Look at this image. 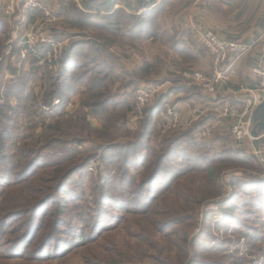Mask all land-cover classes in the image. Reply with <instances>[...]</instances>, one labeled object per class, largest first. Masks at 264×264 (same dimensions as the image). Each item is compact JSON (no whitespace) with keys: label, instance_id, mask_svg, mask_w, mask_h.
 <instances>
[{"label":"rangeland","instance_id":"374dc122","mask_svg":"<svg viewBox=\"0 0 264 264\" xmlns=\"http://www.w3.org/2000/svg\"><path fill=\"white\" fill-rule=\"evenodd\" d=\"M84 1L86 0H49L45 8L55 21L43 30L45 36L51 37L60 45V53H63L71 42L75 44L76 50L73 57L80 66L83 60L100 55L88 46L82 48L86 40L97 39L98 42H104L103 40L108 36V32L98 30L96 27L102 28V25L106 27L108 23L115 21H131L129 15L120 10H112L111 14L115 17L111 21L106 20L104 13L106 14L107 11L95 13L88 10L83 4ZM27 2L28 0H0V22L5 26L0 28V81L3 80L0 82V93L5 94L4 97L0 96L1 106L6 102L13 107L41 104L45 92L43 84L49 74L48 70L59 72L62 67L57 64L60 53L56 58L48 61L45 59L47 53L45 44L36 42L32 48L25 44L26 37L36 31L34 25L38 23V18L41 16L39 11L24 9ZM142 2L147 4L144 6L146 9L142 11L143 16L131 15L133 19L138 17V21L142 22L144 32L139 37L129 38L127 43L115 38L116 45L121 46V49L115 51L118 60L111 63L124 66L129 71L136 64L140 66L141 63L148 62L152 64L151 74H149L152 79L150 82L124 87L126 78H122L119 83L110 85L113 96L107 112H119L132 100L134 102L136 89L143 86H155L157 93L144 108L149 110L159 100L171 104L180 114L177 127L179 132L192 131L191 136L194 141L204 142L208 152L203 154L201 149L189 147L188 154L193 159L187 162L183 158L169 156L167 151L161 166L165 168V174L159 175L150 187L147 185L150 190L151 187L158 186L156 190L154 189L152 199L146 200L145 195L139 196L136 193L139 192L137 188L139 182L151 175V168L138 174V169H134L135 163L127 169L122 156L146 152L147 155H145L149 160L152 161L155 158L156 154L153 156L151 148L157 145L159 138L170 128L169 116L162 108V113L152 118L150 126L145 123L143 110L139 116L134 108V111L129 113L124 126L116 123L118 129H111L108 132H103L104 128L100 123L103 115L89 116V127L84 134L77 135L83 142L88 143L72 146L76 154L71 160L69 157L73 155L68 153V156H60L57 154L58 149L48 147L46 141L41 138L44 134V126L39 118L34 120L37 124H32L26 122V116L18 117L14 119L16 124L13 126L2 121L0 129L6 128L9 134H0V144H3L6 150L0 157V222L4 218H9L13 211L33 201L37 204L44 199L46 194L53 192L62 176L61 171L64 176L66 170L74 167L73 164H77L79 159L90 155L93 156V160L87 168L80 174L70 177L65 184L66 194L54 195V199L42 204L37 217L44 216L45 219L41 228H38V225L34 230L30 229L32 233H35L30 248H39L40 243L45 241L43 237L58 230L54 232L55 227H59L55 225V220L63 219L67 222L64 231L71 233L56 235L57 244H63L70 239L73 243L80 244L79 238L74 239L78 235L94 238V240L88 242L84 238V244L75 250H70L68 255L70 257L60 264H80L83 258L89 260L90 264H96L97 256L106 255L110 257L104 261V264H110V260L122 264H156L155 259L167 258L174 261L176 256L178 257L180 248L173 244L177 238L187 240V245L181 248H185L184 255H186L185 250L188 253V260L199 256L203 264H264V164L259 161L250 137L237 142L230 134V125L233 122L219 115V108L221 110L227 103L244 98L241 89L249 86V70L255 63L254 57L243 58L234 69L235 78H232L227 85H217L215 93L211 95L199 84L184 77L187 72H200L205 77H210L212 65L205 48L200 46L197 39L183 26L178 25L175 29L167 27L168 21L172 24L180 21L181 24L185 19L186 15H182L181 10L184 2L172 3L168 7L169 11L164 10L163 14L159 11L157 17L155 13H148L150 6L155 7L156 2L152 0L150 2L142 0ZM10 3L13 4V13L7 17L3 12L5 6ZM162 7L164 6H161L160 10ZM262 20H264V7L258 4L254 11L252 7L241 11L239 21L227 20V23L234 29L233 32H236L238 28L247 31L252 28L256 31L262 24ZM152 35H155L157 39L150 38ZM171 35L175 36V40L179 43H174L175 40L170 42ZM258 37L261 42H264L263 32ZM255 38L257 37L254 35L251 40ZM133 45L135 48H132ZM36 46L42 47L40 63L46 64L39 66L36 73L28 77L32 70L30 64L32 58L28 59L26 56L22 59L21 54L34 51ZM81 50L86 53H81ZM17 55L18 57L15 58ZM88 55L89 57L85 58ZM5 58L12 61V70H4ZM45 65H47L46 68ZM86 66L70 68L66 71L65 87L69 95L66 96L68 100L64 108L65 119L78 114L82 101L86 99L84 92L86 93L92 80L101 77L105 72L100 65L92 67L88 63ZM13 69L16 73H13ZM96 71L98 72L95 73ZM18 78L19 81H17ZM107 83L110 84L109 79ZM237 91L238 93H235ZM116 104L119 106L112 109ZM59 105L60 103L50 108L42 106V110L49 113L52 108ZM193 109L206 112L199 118L192 119ZM205 125L210 128L211 136L202 140L198 132ZM253 128L254 124L250 122V136ZM139 133L144 135V141L140 145H131L133 135ZM98 135H105L108 140L102 141ZM111 137L115 140L113 141ZM59 139L62 138L59 137ZM194 141L192 140V144H195ZM213 141L216 142L213 143ZM26 144L30 147L35 146L34 152L40 149L38 154L42 157L41 162L44 164L36 166L34 171L24 175L21 172L18 174L15 165L10 164L9 160L16 147ZM96 144L101 145V150L90 151L89 146L93 147ZM257 149L264 152V138ZM84 151L86 154H78ZM229 151L239 152L241 157L238 155L233 157ZM241 158L243 162L249 159L247 162L257 168L256 171H245L244 168L249 166L242 165L239 169L233 167V162ZM221 163L227 164L223 165L225 167L222 173L210 184L205 180V174L199 175L195 173L197 171H190V169L198 170L203 166L216 167ZM169 168L171 170L167 171ZM187 171L190 172L183 178L179 176ZM123 172L124 175H122ZM167 173L168 178H166ZM172 176L177 178L174 179ZM163 177L167 180L165 184L169 186L167 191L164 189L165 186L163 187ZM238 178H243L247 182L239 191L230 186L231 182ZM256 184L261 187L252 186ZM207 192H210L212 197L203 201L204 194ZM234 194H236L235 199L231 200ZM224 200H229L227 205H219ZM147 202L151 203L150 207L147 208L146 205L145 209L143 208L144 211H138ZM193 202H196L194 215L190 211V208H194ZM115 204H121L123 209L116 207ZM24 219L27 222L28 217ZM20 222L22 220L8 219L6 226L0 228V248H7L6 241L9 242L15 238L11 233L12 227ZM168 222L177 224L172 229L161 231V226ZM99 223H103L102 226L105 227L101 229L98 226ZM159 232H164L168 236L161 238ZM4 252L6 253V249ZM44 260L35 262L14 260L8 263L0 260V264H57L56 261Z\"/></svg>","mask_w":264,"mask_h":264},{"label":"trees","instance_id":"16d2710c","mask_svg":"<svg viewBox=\"0 0 264 264\" xmlns=\"http://www.w3.org/2000/svg\"><path fill=\"white\" fill-rule=\"evenodd\" d=\"M152 1L155 2V0H152ZM118 3H122L126 6H130L131 4V3H125L122 0H86L83 2L86 9L91 10L95 13H98L100 11H103V12L107 11L106 14L104 13V19L109 20V21H111V19L115 17V15L111 14V11L113 10L114 5ZM138 3L139 5L136 4V6H143V7L147 6V4L145 3L143 4L142 0H138ZM161 3L162 4H160L159 6H155V7L150 6V9H149L150 11H148V13H151V14L155 13L156 17L159 11L161 12V14H163L164 9H165L164 7L168 5V2L167 0H164ZM161 6H164L162 7V10H160ZM140 15L143 16L142 13L139 14L138 16ZM129 17H130L129 20L131 21H128V22L115 21V22H111L110 24L108 23L106 27L104 25H102L103 26L102 28L96 27V29L98 30H103L105 32H108V36H106V38L103 40L104 42H98L97 39L86 40L87 42H85V45H83L82 48H86V46H88L91 49H94L96 52H99L100 55L99 56L97 55L94 58L91 57L90 59L88 58L86 60H83L82 62L83 64L81 66L80 64L78 65L76 63V60L73 57L74 51L76 50L75 49L76 46L75 44L71 42L70 45L67 47V49L64 50L63 53H60L58 56L59 63L57 64H60L62 66L59 72L57 70L55 71L48 70L49 74L43 84L45 88L44 89L45 92L43 95L42 103L37 104V105L32 104L29 107L27 105H17L13 107L11 106L10 103L6 102L2 106L0 105V123L3 121V123H8L9 126H13L14 124H16V122H14L15 118L26 116V119H27L26 122L37 124L35 123L34 120L35 118H39L41 124H43L42 126H44V130H43L44 134L41 136V138L44 141H46L48 147L52 146L54 147L55 150L58 149L57 154H60V156L61 155L68 156L67 155L68 153L73 155V156L70 155L71 157H69V160H71L72 158L74 159V156L76 154V150L72 148V146L77 145V144L86 145L88 143L87 141L83 142V140L79 139L77 135L84 134V131H86V129L89 127L88 125L89 116L99 117L103 115L101 117V122H100L102 125V128H104L103 132H108L111 129H116V128L118 129V124L116 123H119L122 126H124L127 123L129 113L132 110L134 111V108H135L134 102L132 100V102H130L128 105H125L124 109L119 112H116V113L109 112L108 113L107 108L109 107L110 105L109 102L112 101L111 97L113 96L111 95L112 88L110 87V85H112L113 83H119V81L122 78L124 79L126 78V81L123 84L124 87L135 86L136 84H139V83L150 82L152 79L149 76V74H151L150 71L152 68V64L148 62L146 63L143 62L141 63L140 66L136 64L134 68L129 71H127L124 66H120V65L116 66L115 64L111 63V62L115 63V61L118 60V56L116 55L115 51L121 49V46L116 45L117 43L114 40L115 38L119 39L122 42L127 43L129 41V38L132 39V38L139 37L144 32V27L142 25V22L138 21V17L136 16L137 18H134V19L132 18V15H129ZM261 23H262L261 25L264 27V20H262ZM1 27L2 28L5 27L2 24V22H0V28ZM92 28H95V27H92ZM155 37H156L155 35L150 36V38L152 39H155ZM170 37H171L170 42L175 40V36L171 35ZM174 43H179V41L175 40ZM132 48H135V46ZM42 50H43L42 47L36 46L34 51H29L27 53L28 59L32 58L31 63H30L32 70H30L29 74L27 75L28 77H32L36 73V69H38L39 66H43L44 64H46L43 62L40 63ZM0 53H1V50H0ZM81 53H86V52H84V50H81ZM17 57L18 55L15 56V58ZM87 57H89V55L86 56L85 58ZM85 63L86 64L89 63V65H91L92 67L96 65H100V68L105 69V72L104 74H102L101 77H98L92 80L91 85H89V87L86 89V93L84 92V94L86 95V99L82 101L80 105V109L78 110L79 111L78 114H76L75 116H69V118L65 119L64 118V114H65L64 108L68 100V97L66 98V96L69 95L68 89L67 87H65V81L67 80L65 78V76L67 75L66 71L70 68H74V69L84 68L86 66ZM3 66H4V70L5 69L12 70L11 68L12 61L9 60L8 58H5ZM46 66L47 65H45V68ZM2 70H3V67H2ZM123 71H126V72H123ZM97 72L98 71H96L95 73ZM13 73H16L14 69H13ZM108 79L110 81V84L107 83ZM17 81H19V78ZM3 91L4 90L2 87V92ZM0 96L4 97L5 94L0 93ZM55 99H59L60 105L52 108L49 113L44 112L42 110V106H47L50 108L53 105V102ZM164 104H165L164 102L159 100V102L153 105L149 110L145 108L143 109V115H145L144 118L146 120L145 121L146 125L150 126L152 122V118L162 113L161 108L164 111ZM114 106L115 107H113L112 109L116 108L119 105L116 104ZM257 121L258 120L253 121L254 126L256 125ZM263 132L264 131H260L259 133L261 134ZM7 133L9 134V130H7L6 128L0 129L1 135L3 134L7 135ZM192 133L193 132L189 130H186L184 133H182V132H179V128H172L170 126L169 130L161 138H159L160 140H158L157 145L151 148L153 152V156L156 154L155 158L152 159V161L149 160V158H147L148 156L146 157L147 155L146 152L145 153L135 152V154H132V155L130 153L128 156H125V155L122 156L123 161H125V167L127 169H130V167H132L133 164L135 163L134 169H138V174L145 170H148L149 168H151L152 170L151 171L152 173L149 177H147L146 179L143 178L142 181L139 182V187H137L139 192H137L136 194H139V196L145 195L146 200H150V198L152 199L153 197L152 194L157 189L156 186L158 185H155V188L151 187V190L148 188L147 185H149L150 187V185L153 184V181L157 177H159V175L165 174V168L161 166L163 164L164 155L167 151H169L168 152L169 156L171 157L177 156L178 159L183 158V160H186L187 162L193 159L188 154L189 147L192 149L199 148L201 149V153L203 154H206L208 152V149L204 147V142H195L196 140L194 141V138H192L191 136ZM100 134H103V133H100ZM90 136H91V133H90ZM59 137H61L62 139H59ZM105 137L107 136L98 135V138L101 139L102 141L108 140ZM111 138L113 139V141L115 140V138L113 137ZM132 140L133 142L131 145H135V144L140 145L144 141V135L141 133L134 134L132 137ZM192 140L195 142V144H192ZM215 142L216 141H213V143ZM100 147L101 145L96 144L93 147L89 146V150L92 152H95L97 150H101ZM34 148L36 147L35 146L30 147L26 144L20 147H16L15 150H13L15 152L13 155H10L12 157L9 161H10V164L15 165V169L16 171H18V174L21 172V173H24L25 175L29 171H34L36 166L38 165L43 166L44 163L41 162L42 157H40V155L38 154L39 153L38 151L40 149L34 152ZM5 151H6L5 146L3 144H0V157ZM229 153L233 157L235 155H238L239 157H241L239 152L229 151ZM78 154L84 155L86 154V151L79 152ZM84 157L85 158L81 160L79 159V162L77 161V164H73L74 167L66 170L67 172H65L64 176H63V171H61L62 176L59 178V181L57 182V185L53 189V192L46 194L44 199L38 201L37 204H35V201H33L23 206L22 208L10 213L11 216L9 218H4L1 220L0 228H4L6 226V221L8 219L22 220V222L12 227L11 233L12 235L15 236V238L9 241L11 244L7 240L6 241L7 248H0V260L1 261H4V263H8V261H14V260L35 262L38 260L45 259L44 261H56L57 264H60V263H63V261H65L66 258L70 257L68 256L70 253V250H75L76 248H79L81 247V245L84 244V238L88 242L94 240V238H87L83 235H78V236H75L74 239L79 238L80 244L73 243L72 239H70L69 241H65L63 244L61 243L57 244L56 235L71 233V232L64 231V229H66L64 227H67V222H65V220L63 219H57L55 220V225L59 227H55L54 232L56 231V229L58 230L55 233L51 232V235L49 234L46 237H43V240L45 241L40 243L39 248H30L33 242L32 240L35 238L34 237L35 233H32L30 229L34 230L35 226L38 227V225H39L38 228H41L43 220L45 219L44 216L42 217L40 216L41 218L37 217V215L40 213L42 204L50 201L51 199H54V195L58 196L61 194H66L65 184L67 183L69 178L75 174H80L81 172H83L87 168V165L90 163V161L93 160L92 159L93 156L87 155ZM14 158L16 159L15 161L13 160ZM247 161H249V159H246V162H243V159L241 158L239 161L233 162V167H236L237 169H239L242 165L249 166V168H244L246 169L245 171L247 170L256 171L257 168L252 166V164H250ZM225 164L227 163H221L216 167L203 166L199 168L198 170L190 169V171L191 172L197 171L195 173H198L199 175L205 174L206 176L205 180L207 181L208 184H210L213 181H215V178H218V176L222 173V169L225 167L223 165ZM170 170L171 168H169V170L167 171H170ZM190 171L182 172V174H180L179 176L183 178ZM124 174L125 173L123 172L122 175ZM166 178H168V173H167ZM172 178L175 179L177 177L172 176ZM166 181L167 180L165 179V177H163L162 183H163V187L165 186L164 187L165 191H167L169 187L167 186V184H165ZM246 183L247 182L244 181L243 178H238V179H235L233 182H231L230 186L233 189L235 188L239 191L243 189V185H245ZM252 186L256 188L261 187L259 184H256V186L254 185ZM210 196L212 197L210 192L205 193L203 201L209 200ZM235 196L236 194L232 196L231 200H234ZM228 202L229 200H224L222 204L219 203V205H227ZM192 204L194 208L193 207L190 208V211H191V214L194 215L196 211V208H195L196 202H193ZM146 205H147V208H149L151 203L147 202L138 211L140 212L144 211L143 208L146 207ZM115 206L123 209L121 204H115ZM26 216L28 217L27 222L24 219ZM182 223H185V222H182ZM176 224L177 223L171 224V222H168V224L161 226V231L172 229ZM102 225L103 223L98 224V226L101 229L105 227ZM37 227H36V230H37ZM159 233H160L161 238H165L166 236H168V234H164V232H159ZM173 236H177V235H173ZM173 244L174 246L178 245V247H180L178 249V253H179L178 257L176 256L174 261L169 260V258L163 259V260L155 259L154 262L156 264H203L199 256H197L193 260H188L187 259L188 253L186 252V250H185L186 255H184L185 248H181V247L187 245V240H184V239L179 240L177 238ZM181 244H184V245H181ZM69 246H71L72 248H66ZM5 249H6V253L4 252ZM109 257H110L109 255L100 256V257L97 256L96 264H104V261H107ZM27 264H30V263H27ZM80 264H90V263H89V260L83 258L81 259ZM110 264H122V263L110 260Z\"/></svg>","mask_w":264,"mask_h":264},{"label":"built area","instance_id":"2783aa9c","mask_svg":"<svg viewBox=\"0 0 264 264\" xmlns=\"http://www.w3.org/2000/svg\"><path fill=\"white\" fill-rule=\"evenodd\" d=\"M49 0H28L24 9L30 11H39L41 16L38 18V23H35L36 29L31 35H28L25 39V44L32 48L36 42L45 44L47 47V53L45 59L50 61L51 58H56L60 53V45L55 42L51 37L44 35L43 30L51 23L55 21L49 11L45 8V4ZM126 3L133 0H122ZM150 2L151 0H145ZM13 4H7L5 11L3 12L7 17H10L13 13ZM41 11V12H40ZM196 35L205 48L207 55L209 56L210 63L212 65V73L210 77H205L200 72H187L184 77L196 84H199L206 92L213 95L216 91L217 85H227L234 78V69L236 65L240 63L243 58L253 56L255 63L249 70V86L243 87L241 92L244 93V98L235 102L227 103L224 107L219 108V115L226 120L233 122L230 125V134L237 141L250 137L252 143L254 138L250 136L249 125L253 122L254 113L256 108L264 100V45L261 52L252 54V51L256 47V43H244L242 41H232L223 39L217 36L212 30H196ZM264 44V42H263ZM27 56L26 52H22L21 57L24 59ZM155 86H143L135 90L134 103L135 112L137 115H141L142 110L156 95ZM235 93H238L235 92ZM59 100H55L53 105H58ZM165 114L169 116L170 126L177 128L179 125L180 115L178 111L171 104H164ZM206 111H197L195 109L191 112V118L197 119L203 115ZM68 116L67 114L65 115ZM198 136L201 139H207L211 136L210 128L205 125L199 132ZM264 138V132L258 133L256 138L258 144ZM255 150V149H254ZM259 161L264 164V152L255 150ZM92 171V168H90Z\"/></svg>","mask_w":264,"mask_h":264},{"label":"crops","instance_id":"0c3cea01","mask_svg":"<svg viewBox=\"0 0 264 264\" xmlns=\"http://www.w3.org/2000/svg\"><path fill=\"white\" fill-rule=\"evenodd\" d=\"M180 1L184 2L181 10L182 15H186L185 19L182 20L181 24L180 21H176L175 24L169 23L168 21L167 27L169 29H175L178 27V25L183 26L184 29L189 31V33H191L193 37L197 39L196 41L199 45L202 44L200 43L196 35V30H212L220 38L232 41L239 40L244 43H256V47L254 48L252 53L255 54L256 52H261L264 44L263 42H261L258 35L262 32L264 33V27L262 25L258 26V30L256 31L252 28H250L248 31L238 28L236 32H233L234 29L230 28L227 20L239 21L241 11L243 12L244 9H247L249 7H252V10L254 11L256 5L258 4L261 5V7H264V0H167L168 5L164 7V10L169 11L168 7L171 6L172 3ZM155 2L156 6H159V3H161L162 0H155ZM130 3V6L118 3L114 5L113 11L120 10L121 12H125L128 15H139L143 13V9H146L143 6H136V4L139 5L138 0H133ZM223 22H225L227 25H225ZM207 23H209L210 25ZM248 33H251V35H248ZM254 35L257 38L251 40V37ZM251 57L253 56L251 55Z\"/></svg>","mask_w":264,"mask_h":264},{"label":"water","instance_id":"95a60500","mask_svg":"<svg viewBox=\"0 0 264 264\" xmlns=\"http://www.w3.org/2000/svg\"><path fill=\"white\" fill-rule=\"evenodd\" d=\"M253 119H254V121L258 120L256 125L254 126V128L251 131V136H252V138L255 139L253 142V145H254L255 150H257L258 142H257L256 138H257L258 133L260 131H264V100L256 108Z\"/></svg>","mask_w":264,"mask_h":264}]
</instances>
